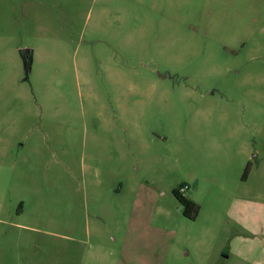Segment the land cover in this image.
Instances as JSON below:
<instances>
[{
    "label": "rangeland",
    "instance_id": "rangeland-1",
    "mask_svg": "<svg viewBox=\"0 0 264 264\" xmlns=\"http://www.w3.org/2000/svg\"><path fill=\"white\" fill-rule=\"evenodd\" d=\"M263 249L264 0H0V264Z\"/></svg>",
    "mask_w": 264,
    "mask_h": 264
},
{
    "label": "trees",
    "instance_id": "trees-1",
    "mask_svg": "<svg viewBox=\"0 0 264 264\" xmlns=\"http://www.w3.org/2000/svg\"><path fill=\"white\" fill-rule=\"evenodd\" d=\"M250 166L251 165H248L247 169L245 170L244 177H246V173L250 171ZM180 186L181 185L174 189V194L179 199L180 203L183 205L184 214L191 219H195L200 212L201 205L195 199L182 193L180 191Z\"/></svg>",
    "mask_w": 264,
    "mask_h": 264
},
{
    "label": "built area",
    "instance_id": "built-area-1",
    "mask_svg": "<svg viewBox=\"0 0 264 264\" xmlns=\"http://www.w3.org/2000/svg\"><path fill=\"white\" fill-rule=\"evenodd\" d=\"M188 188H189V184H188V183H186V184H182V185L180 186V191H181L182 193L185 194V191H186Z\"/></svg>",
    "mask_w": 264,
    "mask_h": 264
},
{
    "label": "crops",
    "instance_id": "crops-1",
    "mask_svg": "<svg viewBox=\"0 0 264 264\" xmlns=\"http://www.w3.org/2000/svg\"><path fill=\"white\" fill-rule=\"evenodd\" d=\"M245 179H246V178H245ZM191 198H193V197H191ZM193 199H195V198H193ZM262 251H264V249H263Z\"/></svg>",
    "mask_w": 264,
    "mask_h": 264
}]
</instances>
